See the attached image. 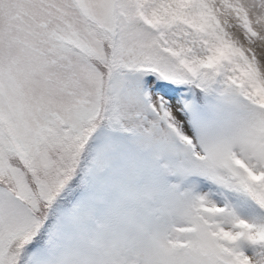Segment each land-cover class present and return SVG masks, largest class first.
I'll return each mask as SVG.
<instances>
[{
    "label": "snow or ice",
    "instance_id": "snow-or-ice-1",
    "mask_svg": "<svg viewBox=\"0 0 264 264\" xmlns=\"http://www.w3.org/2000/svg\"><path fill=\"white\" fill-rule=\"evenodd\" d=\"M0 264H264V0H0Z\"/></svg>",
    "mask_w": 264,
    "mask_h": 264
}]
</instances>
